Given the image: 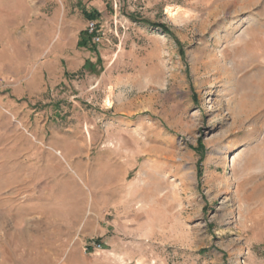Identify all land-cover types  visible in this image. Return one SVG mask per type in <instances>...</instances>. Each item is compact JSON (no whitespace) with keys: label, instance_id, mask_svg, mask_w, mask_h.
Masks as SVG:
<instances>
[{"label":"rangeland","instance_id":"374dc122","mask_svg":"<svg viewBox=\"0 0 264 264\" xmlns=\"http://www.w3.org/2000/svg\"><path fill=\"white\" fill-rule=\"evenodd\" d=\"M0 264H264V0H0Z\"/></svg>","mask_w":264,"mask_h":264},{"label":"built area","instance_id":"2783aa9c","mask_svg":"<svg viewBox=\"0 0 264 264\" xmlns=\"http://www.w3.org/2000/svg\"><path fill=\"white\" fill-rule=\"evenodd\" d=\"M96 29H97L96 24L94 22L91 23L90 28H89V32L94 34ZM94 41L95 42L100 41V38L96 37V35H95ZM102 248H103V244L98 243V242H93V243H91V245L87 246V249H94L95 251H100V250H102Z\"/></svg>","mask_w":264,"mask_h":264},{"label":"trees","instance_id":"16d2710c","mask_svg":"<svg viewBox=\"0 0 264 264\" xmlns=\"http://www.w3.org/2000/svg\"><path fill=\"white\" fill-rule=\"evenodd\" d=\"M85 16L87 17V18H89L90 20H95V19H98L99 18V13H97V12H95V11H92V12H87V11H85ZM87 35L90 37V38H92V35H90V34H88V32H87ZM87 35L84 33V35H83V39L80 41V43H79V46H84V45H86V42H85V38H87ZM85 36V37H84ZM87 40V39H86Z\"/></svg>","mask_w":264,"mask_h":264}]
</instances>
